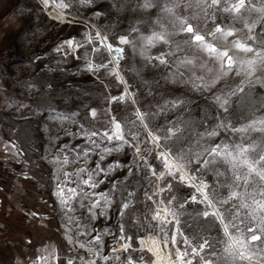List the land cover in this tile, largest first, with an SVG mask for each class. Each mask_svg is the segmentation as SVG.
Returning <instances> with one entry per match:
<instances>
[{"label":"rangeland","instance_id":"1","mask_svg":"<svg viewBox=\"0 0 264 264\" xmlns=\"http://www.w3.org/2000/svg\"><path fill=\"white\" fill-rule=\"evenodd\" d=\"M173 2L179 5L175 16L200 24L201 34L214 28L213 13L216 23L237 30L229 41L248 34L244 23L220 10L224 0L218 8L198 7L197 0H153L156 6L149 9L141 7L144 0H48L47 5L44 0H0V264H127L128 257L134 264H151L154 256L145 242L156 235L159 223L151 217L156 211L164 215L166 208L177 211L186 235L208 239L211 247L201 256L212 264H233L224 251L222 226L200 214L211 210L206 204L189 201L194 194L201 197L177 182L179 173L175 179L167 175L148 132L161 136V151L191 150L188 168L193 172L198 167L195 153L203 147L219 143L231 150L233 144L256 142L257 152L264 151V133L231 130L264 119V83L250 86L247 77L236 76L234 70L211 89L199 90L197 86L209 83L212 75L200 64L211 67L213 61L185 43L190 34L180 33L169 14L161 11ZM252 5L264 8V0H252ZM245 20L257 21L251 33L257 40L247 41L257 49L264 40V13L250 12ZM154 33L163 34L168 42L149 44ZM122 36L128 38L127 44L119 43ZM108 44L124 49L118 63L114 59L118 54L109 51ZM229 54L238 60L253 56L235 49ZM157 57L167 64H160ZM194 58V66L181 63ZM257 76L259 69L251 79ZM238 88L244 92L230 95ZM216 96L228 100L227 111ZM171 100L184 103L161 111ZM138 108L145 115L143 124L136 115ZM113 119L121 124L124 141L104 136L106 131L113 134ZM223 123L228 130L217 128ZM169 127L179 129V140L164 139ZM212 129L220 134L208 138L205 133ZM217 171L223 175L217 176ZM197 175L220 198L232 190L229 165L201 167ZM126 203L129 207L124 208ZM182 203L185 207L179 208ZM121 226L125 238L132 237L128 251L121 248L128 242L120 239ZM173 226L168 225V248L160 244L164 255L175 251L170 242ZM177 247L183 248L182 243ZM186 259L202 264L199 257Z\"/></svg>","mask_w":264,"mask_h":264},{"label":"snow or ice","instance_id":"2","mask_svg":"<svg viewBox=\"0 0 264 264\" xmlns=\"http://www.w3.org/2000/svg\"><path fill=\"white\" fill-rule=\"evenodd\" d=\"M47 5L48 0H44ZM207 5L208 8H218L221 5V0H211L210 4L207 0H197V6L202 7ZM60 7H65L66 5H59ZM153 0H144L141 5L144 9H149L155 7ZM191 7V5H188ZM179 7V5L173 2L172 6L165 4L161 11L169 14L172 18V25L178 27L180 33L190 34V41L186 40L189 46H194L199 52L208 59L213 61L211 67L204 63L200 64L201 68H206V70L212 75L209 77V83L198 85L199 90L203 91L205 89H211L220 79L227 77L234 70L236 76L244 75L247 77L246 83L250 86L254 83H264L260 77H264V40H260L258 48L254 49L247 41H255L257 37L251 35L255 24L257 21L251 23L245 20V16L250 12H261L264 13V8H255L252 5V0H224V7L220 9L222 12L229 13L234 21H240L244 23L245 28L248 30L244 39H236L229 41V37H234L237 35V30L229 26L225 28L223 25L216 23L215 14L213 13L211 19L214 23V28L207 31L205 34H201L203 29L200 24L193 25L189 22L187 18H181L175 16L174 8ZM207 18V13L205 12V19ZM191 19H197L196 16L191 17ZM97 37H100V33H97ZM206 37L208 39H206ZM107 38H103L106 40ZM102 40V42H103ZM153 40H159L167 43V39L163 34L154 33L152 38L149 39V44H152ZM127 37H120V44H127ZM71 45V41L68 42ZM109 51H113L118 55L114 57L117 63L122 58L124 52L123 48L116 47L113 48L112 45H107ZM230 49H235L240 53L253 54L252 58L247 60H238L235 55H230ZM160 64H167V60L163 57H157ZM185 65H195L196 59H189L182 61ZM258 69L260 70V76H257L255 80L251 79L256 75ZM118 79H121L119 76ZM198 79H203V77H198ZM123 82V81H122ZM237 92H244V88H238L233 90L230 95H236ZM215 100L220 104L221 108L227 111L226 105L228 104L227 99H221L220 96H216ZM183 101L171 100L166 101L165 105L162 106L161 111H167L168 108H178L183 105ZM95 111L92 112V116L95 117ZM137 118L143 124L145 120V115L137 111ZM262 125V127H256V125ZM114 130L113 134L109 135L106 131L104 136L108 140H120L124 141V135L122 131V126L119 122L113 119ZM145 129L148 128L147 124H144ZM217 128L229 129L227 123L217 125ZM237 132H248L249 130L264 133V119H259L253 121L251 124L242 127L231 129ZM179 129H174V127H169L166 129V135L164 139H171L173 136H177ZM220 133L217 129H212L207 131L205 135L208 138L218 136ZM91 135L95 136L97 133L93 132ZM151 141L155 144L157 148H160L161 136L152 131L148 132ZM180 137L177 136V140ZM199 147V145H198ZM260 145L253 142L248 145L233 144L231 150L229 145L215 144L211 147H203L200 152L195 153L196 162L198 164L197 169L193 172L188 168V165L192 162L191 150L185 151L183 148L177 149L175 153L171 149L162 150L157 154V158H163L164 168L167 170V175L176 178V173H179L178 183L195 189V192L200 195V199L197 195H192L189 197V201L192 203H198L201 205H207L211 210H203L200 214L207 220L209 217H213L215 222H218L222 226V231L226 237L224 251L231 257L233 264L235 262H247V264H261L264 261V151L257 152ZM139 151V149H137ZM207 154L210 159H204L202 162L199 159L201 156ZM225 164L230 166V171L232 172L231 180L232 184L228 185L232 190L229 192L226 198L218 197L216 191L210 188V185L206 180H203L197 173H199L200 168H208L209 165H215L217 163ZM152 174L155 176V169H151ZM217 176L223 175V173L216 172ZM165 176L164 172L159 174V178L163 179ZM84 183L90 184L91 177L85 180ZM95 187V184H91ZM243 186L245 188L244 192L237 191L236 189ZM251 187L252 191H247ZM171 188V185H168ZM70 191L75 192V189H70ZM161 192L165 189H161ZM261 197L257 199L256 197ZM149 200L152 196L148 197ZM175 200L173 197L168 201L171 204ZM62 203L65 201L62 199ZM160 203H163L161 201ZM230 207H224V205H229ZM219 205V207H217ZM96 205L94 204L93 207ZM124 208L129 207V204L123 205ZM179 208L185 207V204L178 205ZM241 210H247L244 215L241 214ZM172 219H167L168 216ZM153 221H159L156 225L154 232L156 235L151 237V245L147 248L148 252H151L153 256L156 257V261L153 264H157V261L164 259L165 264H193L192 259H186L190 255L192 257H199L202 264H212L211 260L206 259L201 256V253L206 249L210 248L211 244L205 237L192 236L189 237L181 229L180 218L175 209H164V215H161L160 211H156L151 217ZM173 224V229L170 237V242L175 250L174 253L169 250L166 255L162 254L160 244L164 245V248H168L169 244V234L168 225ZM243 225V227H241ZM234 230V231H230ZM124 229L121 226V237L120 239H126L128 242L121 246L123 251H128L132 247L130 241L132 237L125 238ZM178 237L181 239L178 240ZM99 240V237H97ZM178 243H182L183 248L177 247ZM141 251L144 250V240H140ZM116 251V249H113ZM173 254L175 259H172ZM119 257H117L118 259ZM107 259V257H105ZM141 259H143L141 257ZM127 264H134L131 257L127 258Z\"/></svg>","mask_w":264,"mask_h":264},{"label":"bare ground","instance_id":"3","mask_svg":"<svg viewBox=\"0 0 264 264\" xmlns=\"http://www.w3.org/2000/svg\"><path fill=\"white\" fill-rule=\"evenodd\" d=\"M259 1H260V0H259ZM258 6H259V5H258ZM49 14H50L51 16L55 17L56 19H60L59 15L56 14L54 11H50ZM262 15H263V13H262ZM257 16H259V15L257 14ZM68 42H69V41H68ZM68 42H67V44H69ZM71 44H73V43H71ZM145 246H146V248H148L149 246H152V245H151V241H150V240H149V241L146 240V242H145ZM161 252H162V251H161ZM162 254H164V253L162 252ZM154 261H156V257H155V256H154ZM154 261H153V262H154ZM153 262H152L151 264H153ZM157 264H165L164 259H161V260L157 261Z\"/></svg>","mask_w":264,"mask_h":264},{"label":"trees","instance_id":"4","mask_svg":"<svg viewBox=\"0 0 264 264\" xmlns=\"http://www.w3.org/2000/svg\"><path fill=\"white\" fill-rule=\"evenodd\" d=\"M139 105H140V103H139ZM139 109V111L141 112V113H144L143 111H142V109L141 108H138Z\"/></svg>","mask_w":264,"mask_h":264},{"label":"water","instance_id":"5","mask_svg":"<svg viewBox=\"0 0 264 264\" xmlns=\"http://www.w3.org/2000/svg\"><path fill=\"white\" fill-rule=\"evenodd\" d=\"M157 151H158V152H160V151H161V149H160V148H157Z\"/></svg>","mask_w":264,"mask_h":264}]
</instances>
